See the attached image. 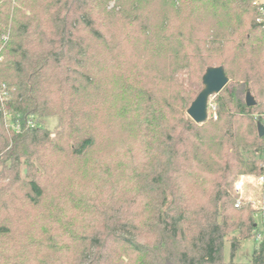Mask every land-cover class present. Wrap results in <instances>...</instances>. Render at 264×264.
Returning <instances> with one entry per match:
<instances>
[{
  "label": "trees",
  "instance_id": "trees-1",
  "mask_svg": "<svg viewBox=\"0 0 264 264\" xmlns=\"http://www.w3.org/2000/svg\"><path fill=\"white\" fill-rule=\"evenodd\" d=\"M256 1L0 0V92L8 93L5 107L19 126L7 129L0 100V164L8 172L0 215L19 188L30 210L41 207L46 188L40 177H52L55 156L87 164L85 172L95 169L88 162L97 140L116 144L118 121L138 154L127 164L130 177L125 163L103 161L102 178H112L117 188L133 179L137 191L122 197L124 204L95 205L102 210L99 228L86 222L80 233L70 228L72 220L63 221L64 236L85 244L80 264H125L124 253L126 264L135 256L134 264H223L228 234L246 239L257 229L251 215L227 214L235 201L230 177L264 172L258 133L264 121L251 116L257 101L246 105L248 92L264 99V31L256 23ZM220 66L234 82L217 96L219 119L195 124L185 114L198 95L177 76L186 73L200 87L207 68ZM50 116L59 121L52 139L38 124ZM23 160L27 182L20 178ZM191 183L212 184L211 200L188 203L185 186ZM88 216L90 223L97 220ZM3 219L0 236H8ZM61 243L54 245L58 251L67 247ZM250 264H264V239Z\"/></svg>",
  "mask_w": 264,
  "mask_h": 264
},
{
  "label": "rangeland",
  "instance_id": "rangeland-1",
  "mask_svg": "<svg viewBox=\"0 0 264 264\" xmlns=\"http://www.w3.org/2000/svg\"><path fill=\"white\" fill-rule=\"evenodd\" d=\"M114 4L115 3L112 2L111 7H113ZM177 80L182 83L185 89L194 91L196 95H198L203 88L202 85L200 87H197V84H194V86L191 85L188 81L186 73H180L177 76ZM232 82L234 81L229 79L227 86ZM218 95L213 96L210 99L209 118L205 123L210 120L217 122L219 119V103L217 101ZM91 96H94V94H91ZM254 98H256L259 107L251 112V116L255 118L254 121H258V119L261 118L264 121V99L256 96ZM185 116L186 118L192 120L188 116L187 112ZM9 121L10 118H8L7 123H9ZM39 121L41 122H38L40 128L50 131L51 139L54 138L57 131H59L58 117L50 116L42 118ZM116 123L119 126V130L116 132L115 137L118 141L116 144L113 143L111 145L108 143L104 145V140L100 137L98 138L96 149L93 154H91L92 159L90 160L93 161L88 162L91 166L95 167V169L89 171L90 173L85 172L86 170L88 171L87 164L86 169L80 164L70 163V165L66 159L62 157L63 154L53 158L51 169L52 177H40L41 182L46 188V198L42 202L41 207L38 208L41 210H38L37 208L30 210V208L33 207L24 202L22 196L24 195L25 190L23 188H19V190H16L15 193H10V198L15 197V201L13 204L8 205V211H2V215H0V218L4 217L2 221L10 227V235L0 236V257H2V259H0V264H80L81 261L79 258L85 244L83 243V240H81L80 243V241L76 242L75 239L72 240L68 235L64 236V233L62 232L63 221H66L69 224L72 220V227L70 226V228L72 230L76 228L80 233L83 230L85 231L86 222L92 225L90 227L92 230L99 228L102 226L103 219L102 217L98 218V216L99 213L101 214L102 210L95 209V205L100 203L101 205H105V207H107L108 205L116 206L119 205V203L124 204L125 202L122 200V197L132 198L134 196L133 194L137 191L133 179H131V182L127 183L126 186L117 188L115 186V180H112V178H102V167L100 166L103 164V161L108 164H114V166L118 163H125V175L130 177V168L127 164L131 163L138 154L137 146H131L133 138L129 139L130 137L123 132L122 125L118 121ZM12 125L13 123L11 125L8 124L7 129L12 130ZM11 134L12 133L9 135L10 138H12ZM100 134L101 137L105 136L102 133H97V136ZM124 142L129 145H123ZM104 153L106 155H103L100 159L99 155ZM134 154H136V156H134ZM244 156L247 158V153L244 154ZM106 157L109 158L108 161L104 160ZM94 161H96V163H94ZM140 161L142 160L140 159ZM22 162L23 163L20 166V178L22 181L27 182L30 180L26 176L29 168L25 163V160ZM35 163L36 166L39 167L36 161ZM261 164L264 166V161ZM0 172L2 173L1 175L4 176V180L0 185L1 196L3 193V183L7 182L5 177L8 173L6 172V168L1 164ZM118 175V177H120L121 173L119 172ZM242 175L250 176V183L247 187L246 196L243 199V205L239 210H237L235 208V203L238 197L234 194V183ZM257 176V174L242 173L237 175V173H234L230 177L229 182L231 183V186L228 188V194L235 201L234 207L232 205L227 214H235L238 215V217H247L251 215L257 229L252 230L249 234L247 233L248 237L246 239H244L238 232L232 231L228 234L225 240L223 264H250L253 252L259 247L261 241L264 239L263 218L257 209L260 199L264 197V187L256 184ZM212 189V184L197 185L191 183L190 185H186L185 192H187V199H189L188 203L203 204L206 200L209 202L210 197H208V195L211 194L209 192ZM115 190H118V192ZM207 191L208 194L206 195ZM85 195L86 198H84ZM86 200H90L88 202L89 205H87ZM38 212L40 214L39 216H36V214L38 215ZM86 213L95 216L97 220L90 223L92 220L90 218L93 217H86ZM221 213L222 212L220 210V214ZM41 214H43L44 217ZM57 216H60L58 220ZM55 219L57 222H55ZM52 223L54 224L51 226ZM67 228H69V226ZM58 241L63 242L61 243L62 245H67L64 251H61L62 249L58 251L57 247L54 246ZM232 242H236L235 244L238 245V249L235 252L234 257L231 256ZM149 244L151 250L155 251V240H150ZM121 252H123L122 249ZM123 258V263L126 264L128 262V253H124ZM135 258L136 256L132 258L133 264Z\"/></svg>",
  "mask_w": 264,
  "mask_h": 264
},
{
  "label": "water",
  "instance_id": "water-1",
  "mask_svg": "<svg viewBox=\"0 0 264 264\" xmlns=\"http://www.w3.org/2000/svg\"><path fill=\"white\" fill-rule=\"evenodd\" d=\"M229 83L224 67H209L202 77L203 88L187 110L188 116L198 125L205 123L209 118V102L211 97L221 93ZM257 104L251 92L246 95V105L255 107ZM258 133L264 137V125L258 124Z\"/></svg>",
  "mask_w": 264,
  "mask_h": 264
},
{
  "label": "built area",
  "instance_id": "built-area-1",
  "mask_svg": "<svg viewBox=\"0 0 264 264\" xmlns=\"http://www.w3.org/2000/svg\"><path fill=\"white\" fill-rule=\"evenodd\" d=\"M255 6L258 7L259 9V13L258 16L256 18V23L257 25L260 27V29L262 31H264V0H258L254 3ZM8 93L6 91H2L0 92V100L2 103V109H3V114L5 117V122H6V127L9 125H11V121H9V123H7L8 118H10L11 120V116L10 113L6 110L5 107V102L8 101ZM30 125L34 126V123L32 121H30L29 123ZM14 130L18 131L19 130V126H11ZM264 168V166H263ZM250 183V176L248 175H242L238 178V180H236V182L234 183V194L238 197L236 203H235V208L240 209L243 205V199L246 196V192H247V187ZM256 184L259 186L264 187V172L262 174H259L256 177ZM259 214H261L262 218H264V197H262L260 199L259 202V206L257 207Z\"/></svg>",
  "mask_w": 264,
  "mask_h": 264
}]
</instances>
